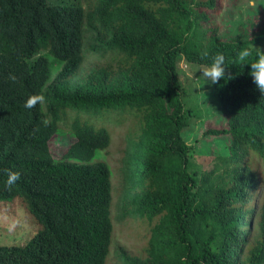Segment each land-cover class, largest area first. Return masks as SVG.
<instances>
[{
    "label": "trees",
    "instance_id": "obj_1",
    "mask_svg": "<svg viewBox=\"0 0 264 264\" xmlns=\"http://www.w3.org/2000/svg\"><path fill=\"white\" fill-rule=\"evenodd\" d=\"M222 2L229 3L98 0L86 10L79 0H0V199L19 196L40 226L25 243L0 244V264L106 262L112 169L94 157L107 152L111 133L77 115L72 141L55 155L51 140L70 109L135 117L124 136L118 208L146 229L141 249L120 251L123 264H264V94L250 65L235 62L241 48L264 51V17L251 9L236 20L225 13V31L234 23L249 29L241 38L219 37L213 17ZM85 43L116 62L85 70ZM41 52L61 63L50 81ZM217 53L232 79L211 84L226 122L201 136L226 139L217 162L226 178L212 185L215 162L189 168L195 147L183 132L194 114L182 100L178 63L207 66ZM80 67L83 79L69 84ZM31 95L43 103L25 108ZM4 169L20 174L10 190Z\"/></svg>",
    "mask_w": 264,
    "mask_h": 264
},
{
    "label": "rangeland",
    "instance_id": "obj_2",
    "mask_svg": "<svg viewBox=\"0 0 264 264\" xmlns=\"http://www.w3.org/2000/svg\"><path fill=\"white\" fill-rule=\"evenodd\" d=\"M79 1L87 10L98 0ZM228 2V4L222 2L218 10L219 17L217 15L213 17L214 20L220 19L219 37L241 38V35L245 33L244 31L249 29L248 24H246L244 26L245 29L239 30L238 25L234 23L230 30L225 31L228 26L225 13L233 20H236L245 18L247 11L251 9L252 12L253 10H257L264 17V0H228ZM234 3L235 5L231 6ZM40 54L47 55L48 57V81H50L57 73L61 63L47 52H41ZM113 57L114 55L112 54L97 55L89 48V44L85 43L83 67L86 70L91 68L94 63L99 64V62L109 61L115 63L116 58ZM83 67H80L78 72L68 79L67 82L69 84L83 79ZM203 67L204 65L185 62L183 59H180L178 63V78L181 83L182 100L185 106L192 108L194 114L190 118L183 135L186 141L194 144L195 147V153L190 160L189 168L191 170L198 168L207 170L215 162L213 176L210 179L212 185H215L221 182L223 178H226L223 166L217 163L224 159V156L220 153H224L223 147L226 144V139L224 137L216 139L207 136L201 138V136L205 128L208 126H222L225 124L226 119L224 114H221L222 111L219 102L216 101L217 98L215 99L211 93V82L204 81L202 72L200 71ZM66 113L59 123L58 136L51 140V149L55 155H58L59 151L63 150L72 141L69 129L71 122L77 115L95 127L105 126L111 133V143L107 152L105 150L97 151L94 160H105L112 169V219L114 229L105 264H123L120 251L136 253L138 249H141V242L144 240L141 234H144L146 229L139 219L121 218L118 208L124 183V136L125 131L129 129V124L135 120V117L129 112H108L100 116L70 109ZM199 138L201 139L198 140ZM214 150L216 152H213ZM39 227V224L31 213L23 206L19 196H15L11 200L0 199V244L25 243ZM136 230L140 231L139 235H137Z\"/></svg>",
    "mask_w": 264,
    "mask_h": 264
},
{
    "label": "clouds",
    "instance_id": "obj_3",
    "mask_svg": "<svg viewBox=\"0 0 264 264\" xmlns=\"http://www.w3.org/2000/svg\"><path fill=\"white\" fill-rule=\"evenodd\" d=\"M207 51L202 53V58H208ZM236 63L244 65H250V76L257 87V89L264 94V51L253 45L241 48L236 53ZM227 65L225 64V56L222 53H217L211 57V63L204 66L200 71L204 81L211 82V84H217L221 79H232V75L229 73L225 75ZM8 79L12 82H16V77L13 74H9ZM44 97L42 95H31L24 103V107L31 109L38 103H43ZM45 125L50 123L49 119L42 121ZM7 172L6 187L10 190L12 186L20 179L18 172H12L8 169H4Z\"/></svg>",
    "mask_w": 264,
    "mask_h": 264
}]
</instances>
